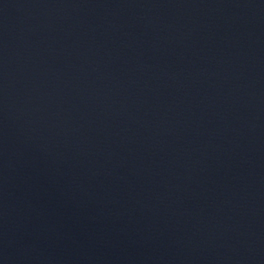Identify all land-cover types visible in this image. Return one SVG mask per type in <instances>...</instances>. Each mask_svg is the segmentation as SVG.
Wrapping results in <instances>:
<instances>
[{"label": "water", "instance_id": "water-1", "mask_svg": "<svg viewBox=\"0 0 264 264\" xmlns=\"http://www.w3.org/2000/svg\"><path fill=\"white\" fill-rule=\"evenodd\" d=\"M0 264H264V0H0Z\"/></svg>", "mask_w": 264, "mask_h": 264}]
</instances>
